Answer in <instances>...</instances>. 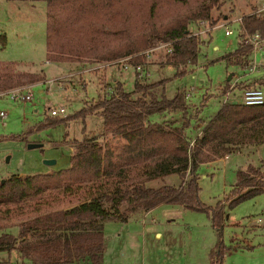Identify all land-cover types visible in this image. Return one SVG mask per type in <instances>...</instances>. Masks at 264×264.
Instances as JSON below:
<instances>
[{
  "label": "trees",
  "instance_id": "16d2710c",
  "mask_svg": "<svg viewBox=\"0 0 264 264\" xmlns=\"http://www.w3.org/2000/svg\"><path fill=\"white\" fill-rule=\"evenodd\" d=\"M45 1L46 57L51 62H113L131 56L136 71L132 91L112 83L113 92L66 117H47L44 123L14 139H27L34 130L99 115L102 124L82 140L74 139L70 166L57 171L0 180V219L30 213L10 231L0 223V252L16 251L21 264H64L87 260L103 264L106 221L126 222L133 213L161 204L209 214L219 240L211 248L209 264H225L229 247L222 239L225 205L234 207L264 193V166L248 164L236 171L237 181L226 203L215 206L201 199L200 165L248 145H264V104L223 103L216 115L200 118L202 107L186 101L184 90L173 98L141 79L137 66L146 63L144 52L157 40L172 43L167 62L177 75L198 63L203 40L192 35L190 24L219 22L226 0H10ZM243 17L237 50L224 56L229 64L247 66L253 51L247 35H264V17L256 12ZM6 43V36L0 35ZM188 65V66H187ZM18 62L0 61V93L44 80L45 74L21 71ZM186 66V67H184ZM242 83H239L237 87ZM230 81L223 90L225 95ZM242 86V85H241ZM264 87V77L244 87ZM159 116L160 120H153ZM194 122H202V136L193 138ZM85 134V133H84ZM124 140L119 145L114 139ZM195 140L194 146L191 142ZM178 174L180 186H149L152 180ZM70 197V200L67 198ZM67 200L65 208L43 211L45 206ZM74 202V203H73ZM26 215V214H25ZM24 215V216H25Z\"/></svg>",
  "mask_w": 264,
  "mask_h": 264
},
{
  "label": "rangeland",
  "instance_id": "374dc122",
  "mask_svg": "<svg viewBox=\"0 0 264 264\" xmlns=\"http://www.w3.org/2000/svg\"><path fill=\"white\" fill-rule=\"evenodd\" d=\"M5 3L6 0H0V35L6 36V43L3 45L0 42V61L23 60L25 62L18 64L17 69L46 75L44 80L30 83L34 84L32 101L24 103L11 99L7 94L0 96V111L7 114L4 120L0 117V180L17 173L25 176L69 167L74 139L81 140L84 133L96 130L103 122L101 116L91 115L85 121L72 120L69 124L59 123L39 131L34 130L28 134L27 139H14L13 136L25 134L44 123L47 117H52L50 114L52 107L65 106L67 114L60 117H66L81 110L85 102H97L104 97L114 79H120L125 89L132 91L136 78V71L132 66L124 69L113 64L105 69L101 67L92 71L90 68L95 63L88 60L62 62L64 64L47 63L45 44L47 13L8 12L9 7L7 5L6 8ZM263 3L264 0H226L220 11H215V16L220 17L219 22L210 32L199 35L203 43L200 45L198 63L189 66L188 72L184 75L178 76L176 68L170 65L171 63L166 64L168 63L166 57L171 53L168 44L153 40L151 54L145 55L146 62L151 60L150 75H142L139 72L141 79L149 83L164 81L155 90L159 97L163 91L168 98H173L180 90L195 88L186 101L202 107L200 118L202 121L208 120L224 103L223 90L230 75H233L230 84L237 79L242 83L239 88L254 78L264 77V72L250 74L244 66L229 64L224 59L225 55L235 52L239 46L242 29L237 19L249 15L255 7L261 8ZM224 22H229L228 28L233 30L232 35H226V27L221 25ZM194 24L195 22L190 24L193 33L212 26L207 22L205 25L199 22ZM253 60L254 57L250 63ZM256 62H264V50L258 52ZM69 73L76 75L71 81L66 79L64 89H60L56 83L50 86L49 82H46L67 76ZM102 73H107L106 78L111 83L105 82V78L102 80ZM25 85L28 84L22 86ZM153 120L158 121L160 117L154 116ZM204 126L202 122L193 123L191 129L193 138L198 136ZM29 143L43 146L30 149ZM235 152L225 161L204 164L199 169L201 199L209 205L215 206L220 200L226 203L225 198L237 181V170L246 168L250 163L264 166V145L243 146ZM46 160H56V164L48 165L45 163ZM164 183L180 186L182 181L178 175H169L163 182L156 179L150 184L152 187H159ZM68 205L67 200L58 201L45 206L43 211L65 208ZM224 211L222 239L229 247L225 264H264V193L244 200L234 207L226 204ZM25 214L23 217L13 214L11 220L3 217L0 223L9 224L8 229L16 233L18 224L30 215L28 212ZM169 215L172 216H165L163 209H155L153 213L147 215L148 219L155 218V222H158L159 229L164 232L162 239L156 237L154 231L144 236L140 227L125 235L121 242L115 235H111L107 242L106 264H161L163 260L161 255L164 252H169L173 258L171 264H178L177 256L178 254L181 256L182 250L187 252L189 264L191 260L195 261L194 264H203L208 250L219 240L218 230L213 227L209 214L185 210L181 213L170 212ZM169 219L174 220L168 221ZM119 242L122 250L119 248ZM149 250H155L154 257L148 255ZM18 257L16 251L0 252V264H20ZM205 264H208V259Z\"/></svg>",
  "mask_w": 264,
  "mask_h": 264
},
{
  "label": "built area",
  "instance_id": "2783aa9c",
  "mask_svg": "<svg viewBox=\"0 0 264 264\" xmlns=\"http://www.w3.org/2000/svg\"><path fill=\"white\" fill-rule=\"evenodd\" d=\"M257 13H259L260 15H262L264 17V3L262 4V7L256 10ZM242 19L243 17H239L237 19V21L240 22V24H242ZM227 21V20H226ZM209 23L208 21H200L199 23H202L205 25V23ZM228 23L229 22H224L221 25H224L226 27V35H232L233 34V30L228 28ZM215 27V26H211L204 29V30H200L197 33H193L192 35L194 36H199L200 34H205L210 32V30ZM242 32V31H241ZM200 37V36H199ZM168 44V46L170 47L169 52H172V43H166ZM247 44L251 45L253 48L251 57H250V61L252 59V57H254V60L252 63L247 64V66H245V68L249 71L250 74H254V73H258V72H264V62H256V56L258 54V52L264 50V35L261 33H255L253 35L248 34L247 35ZM155 48V47H153ZM153 49H149L146 50L144 52L145 55H150L151 51ZM130 59L131 56L129 57H125L113 62H105V63H98L93 65L92 68H90V70L94 71L97 70L101 67L107 68L110 65L116 64V65H120L122 68L127 69L129 68L130 65ZM137 70L139 72H141L142 70V64L137 66ZM74 75H76V73H69L67 76H63V77H58V78H53L50 80H47L46 82H49L50 86L53 84H58V87L60 89H64L65 87L63 86L64 83L66 82V79L68 81L73 80ZM82 84V83H81ZM239 84V80L237 79L234 83H232L229 87V89L227 90L226 94H225V100L224 103L229 102V101H237L238 103H242L245 105H263L264 104V87H256V86H252V87H242V88H238L237 85ZM33 86L34 84H28L25 86H18L15 88H12L10 90H7L4 93H0V96L7 94L10 96L11 99L15 100V101H23L24 103L32 101L33 99ZM49 86V87H50ZM75 88V87H74ZM238 88V89H237ZM195 88L191 89V92L187 94V97H191L192 95V91H194ZM114 90L113 85H109L107 88V92L106 93H112ZM236 90H238V92H236ZM50 114L53 117H57V116H64L67 114V109L65 106L63 105H59L56 107H52L50 109ZM0 117L2 120H4L7 117L6 112L4 111H0ZM198 136L201 137L202 136V131H200L198 133ZM195 143V140H193L191 142V146L193 147Z\"/></svg>",
  "mask_w": 264,
  "mask_h": 264
},
{
  "label": "crops",
  "instance_id": "0c3cea01",
  "mask_svg": "<svg viewBox=\"0 0 264 264\" xmlns=\"http://www.w3.org/2000/svg\"><path fill=\"white\" fill-rule=\"evenodd\" d=\"M7 5L9 7L8 8L9 9L8 12H47V4H46L45 1H10V0H6V3H5L6 8H7ZM226 18H227V16L225 17V19ZM46 61H47V63H53V62L48 61V60H46ZM150 61L151 60H149V62H146L143 65V68H142L143 71L141 70V72H140L142 75L143 74L144 75H146V74H149L150 75V71H149V66L151 64ZM23 62H25V61L21 60L20 62H18V64L20 65ZM54 63H56V62H54ZM57 64H64V63L58 62ZM166 64H170V63H166ZM170 65H173V64H170ZM42 72H43V70H42ZM102 74L104 76V77L102 76V80L105 78L106 79V80L104 79L105 82H107L108 84L111 83V82H108V80L106 78L107 77V73H102ZM230 76H231L230 80L228 78L229 81H231V79L233 78V75H230ZM116 80H120V79H114L113 82H115ZM251 81H248L246 83L248 84ZM185 91H186V99H187V98H189V97H187V94L190 93L191 90H185ZM216 114L217 113H215V115ZM96 130H92V131L86 132L84 134V137L87 136V135H89V136L93 135L96 132ZM200 131H202V130H200ZM123 142H124V140L121 139V138L114 139V144L115 145H119V144H121ZM71 148H72V153H73L74 148L73 147H71ZM233 153H236V152H233ZM233 153H231V154H233ZM231 154H227V155H225L223 157L217 158L216 160H213V161H210V162L202 163L200 165V167L202 165H204V164L225 161V160H227V159H229L231 157ZM58 170H60V169H58ZM50 171L51 170H49L47 172H50ZM52 171H57V170H52ZM20 175L24 176L23 174H20ZM170 175H178V174H170ZM167 176H169V175H167ZM165 177L166 176L160 177L158 179H160L163 182V181H165ZM150 183H151V181L148 183L149 186H151ZM164 184H166V183H164ZM70 199H71L70 197L67 198V200H70ZM155 209H163V212H164L165 216H168V217H171L172 216V215H169L170 212H172V213L173 212L181 213V212H184L185 211L180 206L165 203V204H161V205H159V206H157V207H155L153 209L147 210V211L133 213V215L130 217V219L128 221H126V222L106 221L104 223V231H105V251H104V262H103V264H106V254L108 252L107 242H108L109 237H111V235H115L117 238H119V240L121 242L122 238L125 235L130 234L131 231L133 232L134 229H136V227H140V229L143 232V235L144 236H146L150 232L154 231V234H155L156 237H158V238L161 237V239L164 237V232L159 229V225H157L158 222L157 223L155 222V218H152V219H148L147 218V215L153 213ZM170 220H174V219H169L168 221H170ZM140 221H141V223H140ZM111 231H112V233H109ZM120 242H119V248L122 250V245H121ZM210 250H211V248L208 250V253L206 254V260H204L203 264H205V261L207 263V259H208V264H209L208 254H209V251ZM1 252H6V251H1ZM153 254H155V250H149L148 255L150 257H154ZM161 257H163V260L161 261V264H171V262H173V258L170 256V253L169 252L168 253H165L164 252L161 255ZM177 258H178V264H189L188 263V260H187V258H188L187 252H184V250H182L181 256L178 254ZM18 259H19V263L21 264L22 259L20 257H18ZM75 263H77V264H91L87 260L80 261L79 263L78 262H75ZM190 263L191 264H194L195 261H192L191 260Z\"/></svg>",
  "mask_w": 264,
  "mask_h": 264
},
{
  "label": "water",
  "instance_id": "95a60500",
  "mask_svg": "<svg viewBox=\"0 0 264 264\" xmlns=\"http://www.w3.org/2000/svg\"><path fill=\"white\" fill-rule=\"evenodd\" d=\"M230 78H231V76L229 77V80H230ZM234 103H238V102L235 101ZM42 146H43L42 144H38V143H29L28 144V147L30 149L37 148V147H42ZM45 163L48 164V165H54V164H56V160H46ZM2 182L4 183L5 180L3 179Z\"/></svg>",
  "mask_w": 264,
  "mask_h": 264
}]
</instances>
